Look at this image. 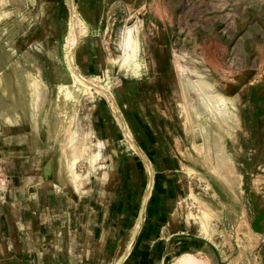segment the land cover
<instances>
[{
	"label": "rangeland",
	"instance_id": "374dc122",
	"mask_svg": "<svg viewBox=\"0 0 264 264\" xmlns=\"http://www.w3.org/2000/svg\"><path fill=\"white\" fill-rule=\"evenodd\" d=\"M80 6L0 0V215L22 157L44 158L58 188L67 190L57 161L67 172L76 161L85 181L102 140L100 159L108 154L106 172L117 174L126 158L143 154L146 136H156L159 152L179 169L176 212L187 204L202 229L224 239L230 256L247 252L246 218L250 213L254 232L264 204V0L115 2L96 21ZM194 108L206 109L200 119ZM118 113L131 130L128 140ZM208 135L225 152L221 160L211 150L217 170L197 149ZM178 215L188 236H197ZM207 244L203 252H173L165 264L186 253L215 264L220 250Z\"/></svg>",
	"mask_w": 264,
	"mask_h": 264
},
{
	"label": "crops",
	"instance_id": "0c3cea01",
	"mask_svg": "<svg viewBox=\"0 0 264 264\" xmlns=\"http://www.w3.org/2000/svg\"><path fill=\"white\" fill-rule=\"evenodd\" d=\"M115 2L131 5L137 0H79L85 18L95 21L105 19V8ZM117 120L123 139H130L121 113ZM146 138L150 144H144L143 154L125 157L117 174H107V154L104 167L80 184L70 182L57 161L62 174L57 179L67 190L58 188L44 158L27 156L16 162H23L22 167L0 215V264H165L173 252H203L208 242L220 250L215 264H264V204L256 211L254 232L250 213L246 218L250 239L245 253L230 256L224 239L202 229L200 218L186 204L178 213L197 227V236H188V223L176 212L183 194L176 161L159 152L156 136ZM42 149L38 153L34 147L45 157ZM181 259L206 264L189 253L173 263Z\"/></svg>",
	"mask_w": 264,
	"mask_h": 264
},
{
	"label": "bare ground",
	"instance_id": "6f19581e",
	"mask_svg": "<svg viewBox=\"0 0 264 264\" xmlns=\"http://www.w3.org/2000/svg\"><path fill=\"white\" fill-rule=\"evenodd\" d=\"M130 34V33H129ZM131 37V36H130ZM25 55V58H26V60H29V58H31L27 53H25L24 54ZM18 64V63H17ZM21 75L22 76H24L26 79H27V81H29V74H28V72L26 71V70H21ZM30 81H31V79H30ZM36 83V82H35ZM41 87V86H40ZM38 89V88H37ZM42 89V88H41ZM39 90V89H38ZM43 90H44V87H43V89H42V92H43ZM41 92V91H40ZM45 93V92H44ZM37 95H38V92H37ZM37 98V97H36ZM204 105V104H203ZM219 108H222V107H219ZM194 110H195V114L197 115V117H196V119H200L201 118V114H203V112L206 110H204V109H199V108H194ZM218 110V109H217ZM203 111V112H202ZM219 112H220V109L218 110ZM199 117V118H198ZM227 123L229 124V123H231V122H229L228 120H227ZM202 127H204V129L206 128V129H209V127H208V125H205V124H203V126ZM217 132H218V130H217ZM205 142V147H202V146H200V147H197V149L201 152H203V154H202V156L206 159V161H207V163H208V166L209 167H211V168H213L214 170H217V169H215L214 168V165L212 164V154L210 155V153H211V150H212V148H216L218 151V155H220V157H221V160H223V158H224V153H223V149H222V147H221V145L220 144H218L217 142H216V139H213L212 138V136L211 135H208V137L207 138H205V140H204ZM209 142H211L213 145H209ZM99 149H98V152L96 153V154H94L95 155V157H96V159H93V158H89L90 160H89V162H90V164H91V166H92V170L93 171H89L88 170V173H87V175L86 176H84V178H86V180L87 181H89L90 180V177H91V174L95 171H97L96 169H98V168H103L104 166H103V163H99V161H101L102 159H100V158H102L103 157V155H104V148H105V142L104 141H99ZM101 148H102V150H101ZM204 149V150H203ZM97 150V149H96ZM92 155V154H91ZM94 157V158H95ZM68 159H69V155H68ZM88 159V158H87ZM78 160V159H77ZM95 160V161H94ZM76 161H74V160H71L70 162H68V168H69V171L67 172L66 171V169H65V171H66V173L69 175V179H70V182H73L74 184H80L81 183V181L83 180L82 179V175L81 174H79L80 172H77L76 170H75V163ZM102 162V161H101ZM98 164V165H96V164ZM214 163V162H213ZM65 164V163H64ZM95 164L96 166H93V165ZM88 165H89V163H88ZM90 166V165H89ZM91 166H90V168H91ZM218 167V166H217ZM88 169V168H87ZM220 169V172H221V168H219ZM100 170V169H99ZM194 171V170H193ZM219 171V170H218ZM221 175V174H220ZM185 201V200H184ZM201 205H203V204H201ZM206 205V204H205ZM205 205H204V207H205ZM208 206V205H207ZM210 207V206H209ZM203 210V209H202ZM205 233V232H204ZM203 233V234H204ZM204 236H206L205 234H204ZM206 237H208V236H206ZM176 264H195L193 261H178Z\"/></svg>",
	"mask_w": 264,
	"mask_h": 264
}]
</instances>
